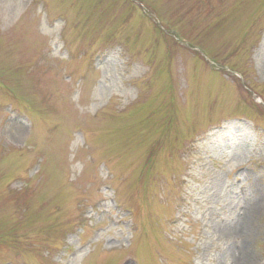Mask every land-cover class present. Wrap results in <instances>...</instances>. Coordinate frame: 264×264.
<instances>
[{
  "label": "rangeland",
  "instance_id": "rangeland-1",
  "mask_svg": "<svg viewBox=\"0 0 264 264\" xmlns=\"http://www.w3.org/2000/svg\"><path fill=\"white\" fill-rule=\"evenodd\" d=\"M246 260L264 0H0V264Z\"/></svg>",
  "mask_w": 264,
  "mask_h": 264
},
{
  "label": "bare ground",
  "instance_id": "bare-ground-1",
  "mask_svg": "<svg viewBox=\"0 0 264 264\" xmlns=\"http://www.w3.org/2000/svg\"><path fill=\"white\" fill-rule=\"evenodd\" d=\"M242 223L241 224H229L227 227V235L228 236H233V237H237V238H241V233L243 232V229H242ZM215 231L220 232L221 231V228L217 227L215 229ZM243 264H252L251 262H249L248 260H246L245 263Z\"/></svg>",
  "mask_w": 264,
  "mask_h": 264
}]
</instances>
